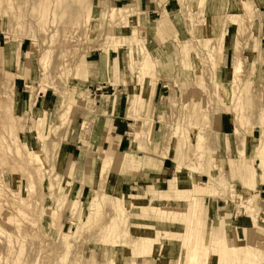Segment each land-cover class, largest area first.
Wrapping results in <instances>:
<instances>
[{
  "label": "rangeland",
  "instance_id": "rangeland-1",
  "mask_svg": "<svg viewBox=\"0 0 264 264\" xmlns=\"http://www.w3.org/2000/svg\"><path fill=\"white\" fill-rule=\"evenodd\" d=\"M145 1L153 12L127 0H0V264H188L189 233L205 256L224 241L242 252L230 264H264L260 189L244 187L245 159L230 163L232 179L216 161L244 140L260 165L264 0ZM114 8L130 13L113 20ZM242 111L239 135L213 128L221 116L235 128ZM122 153L130 164L113 162ZM165 161L175 169L161 189L142 182ZM247 211L249 229L230 226Z\"/></svg>",
  "mask_w": 264,
  "mask_h": 264
},
{
  "label": "crops",
  "instance_id": "crops-1",
  "mask_svg": "<svg viewBox=\"0 0 264 264\" xmlns=\"http://www.w3.org/2000/svg\"><path fill=\"white\" fill-rule=\"evenodd\" d=\"M116 1H121V0H114V2H116ZM127 1H131V3H135V6H137L135 8V10H137L139 7L143 8L144 3H147L149 5V11L150 12L151 11L153 12V9L155 8L152 1H150V2H148V1L144 2V0H127ZM164 8L167 9V6H164ZM159 22H163V20L159 21ZM104 58H105L106 63L104 62L101 64V69H102V72L104 74H108V72L110 70L109 64L111 63V60H109L107 56ZM31 110L32 111L35 110L33 105L31 106ZM115 110L116 111L113 115V117H114L113 119H114V124L116 127L114 128V131H119V130L124 129L123 120L120 119V117H119V116H121V112H122L120 100H119V103L116 104ZM215 123L216 124H214L213 128L215 127V129L220 132L221 136L232 135L234 133L235 128L233 127V129H232V127H230L227 116H221V117L217 118ZM248 133L250 134V131H248ZM248 133H247V135L249 136ZM248 136H247V138H248ZM112 137H113V135H112ZM247 140H248V149H251V147H252L251 136H249V138ZM119 143L121 144V142H119ZM234 152H235V150H234ZM229 154H231V153H228L225 156L217 157L216 161L225 170L227 177L232 179L233 172H231V170H230V163H229V159H228ZM250 156H251V154H250ZM158 166L159 167L156 170H151V169L148 170L147 169L148 171H142V182L149 183L151 185L156 186L158 189H161L165 185V183H167L169 181V179H171V177L173 176L172 173H173L175 168L173 169L172 164L170 162L168 163L166 161L160 163ZM254 167H255V164H254ZM257 168L259 169V167H257ZM257 168H255V170H256L255 184H256V188H258L260 190H257L256 194L258 195V198L260 199V201H262V203H264V196H263L264 193H263V189H262L263 183L260 179V174L258 173ZM175 173H176V170H175ZM123 178L130 179L129 177H125V176H123ZM259 179H260V181H259ZM131 180L132 179H130V181H125V182H130V183L123 182L124 183L123 187H125V186L131 187L134 184V183H131ZM204 180H207V177L199 176V175L197 176V179L195 177V181L198 182V184H200V185L202 182H204ZM142 187H144V185ZM197 188H198L197 190H199V189L203 190V188H201L199 185ZM241 190H242V188H241ZM241 190H239V191H241ZM244 195H247V194H244ZM251 196H254V194L252 195L251 193H248V195L246 197H251ZM203 197L207 198V195H203ZM221 201H224L223 197H220V198L218 197L217 200L211 199V202L209 203V210L211 212V215L214 216V214H218V209L220 208L219 206H220ZM208 202H209V200H208ZM214 203L216 204V207H212V205H214ZM263 210H264V207H263ZM231 221H232V223L230 226L233 225L235 229L240 228L242 230H247V229H249L250 225L254 224V221L251 217V214L250 213L248 214V211L246 213H244L243 215H240L238 218L235 217V220H231ZM228 233H234V231H230Z\"/></svg>",
  "mask_w": 264,
  "mask_h": 264
},
{
  "label": "bare ground",
  "instance_id": "bare-ground-1",
  "mask_svg": "<svg viewBox=\"0 0 264 264\" xmlns=\"http://www.w3.org/2000/svg\"><path fill=\"white\" fill-rule=\"evenodd\" d=\"M112 12L113 13L111 14L110 17L113 20H115V19L116 20H124L126 18V15H129V13H130V11H128L127 9H123V8H114V11L112 10ZM156 29H157V32L160 31V28H156ZM138 35H139V32H138ZM104 62H105V58H103V60H102V63H104ZM240 63H241V61L237 60V62L235 64H233V68H232L233 75H237V74L239 75V73L241 72V66H240L241 64ZM238 83H239V81H238ZM234 111H236V108L234 109ZM243 117H244L243 111L239 112V114L237 115V121L235 122V130H234V133L232 135H234V136L239 135L240 126L242 124H244L243 123L244 122L243 121ZM185 138H186V140H188L189 136L185 135ZM224 138L227 140L229 138V136L225 135ZM201 140H202V138L199 137V142ZM240 142H241V144H240ZM260 150L261 151H260V153L257 156V160H259V162H260L259 167L263 171L264 170V144L260 147ZM32 154H34V153L32 152ZM120 156H121V158H118V157L116 158L115 157L113 162L114 163L118 162L119 165L130 164L131 161L129 160V157L126 154L122 153V154H120ZM241 159L242 160L245 159V160H243L241 162V164L237 166L238 167V172L240 173V175L242 176L244 181H247L248 179L251 178V182L244 183V187H247L248 185H251L253 180L255 179L256 170H255V167L253 165L254 159L252 158V159L249 160V158H248V156L246 154V143H245L244 140L239 141L238 152L235 155V157H231L230 158L229 163H235V162H237L238 160H241ZM244 162H247V163H244ZM177 178L174 179V181H177L178 180ZM209 178H210V180H212V175H210ZM126 181H130V180L126 179ZM211 183L212 182H209L210 185H211ZM223 184H224L223 182L220 183V186H222ZM244 187H242V190L239 191L240 194H244ZM116 190L119 193L120 192V187H118ZM209 191H210L209 193L212 192L211 190H209ZM206 193L208 194V192H206ZM153 194H154V192H153ZM154 196H156V195H154ZM229 196L233 197V195L232 196L229 195ZM134 201H135V198H133V196L132 197H127L125 200H121V202L118 204V207H131ZM247 203H248V201H247ZM241 206H243V203H241ZM192 221H194V220H192ZM191 226H193V224ZM191 229H192V227H191ZM223 231L226 232V230H223ZM224 238H225V235H224ZM188 241H189V244L191 243V241L193 242V245L191 247L190 258L188 260V264H195L196 263V259H197V257L200 254H201V257L206 255V253L202 252L204 250V246H202L201 249L198 248L197 247L198 243L196 242V238L191 233H189V235H188ZM215 244L216 243L213 242V243H209V245L207 246V256H205L203 258V264L216 263V262H218V259H219L220 256H224L226 258L227 264H230L232 261L241 260L240 259V254L242 253L241 250H239V251L235 250V253H234V249L232 247L225 246L224 245V241H223V243L220 242V246H218L219 248H216ZM203 245L206 246V244H203ZM198 249H199V253H198ZM213 250H215L214 252L216 253L214 256L212 254ZM204 251L206 252V249ZM250 253H251V251H248V255H247L248 259L250 258L249 257ZM211 256H213V259L211 258Z\"/></svg>",
  "mask_w": 264,
  "mask_h": 264
}]
</instances>
